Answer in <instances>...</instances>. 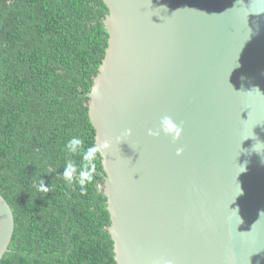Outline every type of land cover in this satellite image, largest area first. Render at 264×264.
Returning <instances> with one entry per match:
<instances>
[{
	"label": "water",
	"instance_id": "water-1",
	"mask_svg": "<svg viewBox=\"0 0 264 264\" xmlns=\"http://www.w3.org/2000/svg\"><path fill=\"white\" fill-rule=\"evenodd\" d=\"M104 2L87 96L116 264H264V0ZM164 116L178 140L149 135ZM15 231L0 193V262Z\"/></svg>",
	"mask_w": 264,
	"mask_h": 264
},
{
	"label": "trees",
	"instance_id": "trees-1",
	"mask_svg": "<svg viewBox=\"0 0 264 264\" xmlns=\"http://www.w3.org/2000/svg\"><path fill=\"white\" fill-rule=\"evenodd\" d=\"M104 0H0V193L16 231L0 264H116L102 157L85 194L65 144L96 143L88 93L106 56ZM47 193L37 191L41 182Z\"/></svg>",
	"mask_w": 264,
	"mask_h": 264
},
{
	"label": "clouds",
	"instance_id": "clouds-1",
	"mask_svg": "<svg viewBox=\"0 0 264 264\" xmlns=\"http://www.w3.org/2000/svg\"><path fill=\"white\" fill-rule=\"evenodd\" d=\"M160 131H162L165 135L170 136L172 140L175 141L180 138L183 129L181 126L176 124L170 116H164L160 120L159 131H149V135H159ZM128 134H130V132ZM110 146V142L105 139L94 143L85 149L83 139L76 136L72 137L67 141L64 147L65 150L72 156L81 155V164L78 168L75 160L67 163L62 173L63 179L68 181L71 186V182L76 179L77 172H79L77 183L81 190V194H85L87 191V185L91 184L94 180L95 162L97 157L105 156ZM181 151L182 150L178 149L177 155H179ZM243 170L244 168L242 167V171ZM37 191L47 193L49 191V186L41 180Z\"/></svg>",
	"mask_w": 264,
	"mask_h": 264
}]
</instances>
